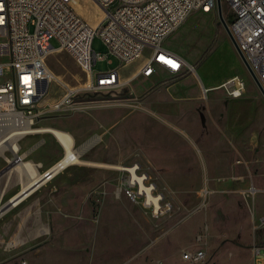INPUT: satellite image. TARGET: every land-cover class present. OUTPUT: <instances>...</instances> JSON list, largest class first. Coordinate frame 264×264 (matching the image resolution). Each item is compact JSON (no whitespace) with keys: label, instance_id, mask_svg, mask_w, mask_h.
I'll return each instance as SVG.
<instances>
[{"label":"rangeland","instance_id":"rangeland-1","mask_svg":"<svg viewBox=\"0 0 264 264\" xmlns=\"http://www.w3.org/2000/svg\"><path fill=\"white\" fill-rule=\"evenodd\" d=\"M76 1V12L94 26L102 11L92 0ZM220 7L229 25L232 16L224 0ZM96 9L97 21L89 16ZM51 43L57 45L55 39ZM164 46L187 65L178 73L162 70L150 80L130 79L143 58L123 64L96 35L92 48L102 58L93 68H117L126 77L124 84L69 110L49 111L62 91L51 81L35 128L71 134L83 153L81 163L31 195L38 194L40 204L34 216L20 222L21 237L12 232L5 238L0 264H193L182 254L197 249L206 253L198 264H229L232 248L253 245L261 247L257 257L264 260V227L258 226L264 216V97L220 21L217 6L192 12ZM46 64L71 88L86 81V72L64 49L48 55ZM233 76L244 83L240 96H231L225 86L208 90ZM19 144L24 151L33 146L28 161L39 162L40 172L63 152L50 133L27 134ZM136 162L171 204L159 218L116 194L118 175L109 166ZM0 166H7L3 154ZM18 177L11 173L9 178L20 185ZM252 187L255 191L247 193ZM204 188L211 192L205 202ZM199 235L202 242L197 241ZM10 241L17 243L7 251Z\"/></svg>","mask_w":264,"mask_h":264},{"label":"built area","instance_id":"built-area-1","mask_svg":"<svg viewBox=\"0 0 264 264\" xmlns=\"http://www.w3.org/2000/svg\"><path fill=\"white\" fill-rule=\"evenodd\" d=\"M75 0H0V141L11 142L35 133V124L42 115L40 102L53 81L62 91L50 104L49 111H65L94 96L118 91L124 80L117 68L99 71L93 65L102 55L92 48L97 35L109 52L121 63L130 64L143 58L130 79L150 80L161 71L178 73L187 61L177 52L164 46V41L176 31L192 12H209L217 6L216 0H92L102 11L95 26H91L74 7ZM231 13L229 30L238 49L255 73L264 91V0H224ZM55 39L56 46L51 41ZM56 49L66 50L86 72L81 86H71L58 80L50 72L46 59ZM147 53L144 55V53ZM110 63L111 60L109 59ZM228 93L238 97L244 83L233 76L223 82ZM204 92L208 90L203 88ZM3 135V136H2ZM62 155L44 171L33 187L47 183L80 162L82 152L74 146L68 153L63 143ZM18 142V141H17ZM7 164L23 163V157L15 143L9 144ZM34 166L41 167L39 162ZM117 172L116 194L140 206L153 218H159L171 210V204L158 190L151 176L139 163L109 166ZM256 188L252 187L253 193ZM25 189H22L24 191ZM211 192L203 189V202ZM246 192L242 195L246 199ZM14 196L9 206H15ZM11 204V205H10ZM0 209H2L0 207ZM264 227V216L258 221ZM202 236L197 237L201 241ZM259 253V248L256 249ZM201 249L187 250L184 260L198 264L204 259ZM264 256V253H263Z\"/></svg>","mask_w":264,"mask_h":264},{"label":"crops","instance_id":"crops-1","mask_svg":"<svg viewBox=\"0 0 264 264\" xmlns=\"http://www.w3.org/2000/svg\"><path fill=\"white\" fill-rule=\"evenodd\" d=\"M95 15H97V16H95ZM98 15H99V10L96 9V13L94 15H89V16L94 17V20L97 21L99 19V16ZM95 24H96V22L93 25L95 26ZM169 49H171V48H169ZM171 50H173V49H171ZM53 52H51V53H53ZM122 77H123V79L126 78L125 76H122ZM222 86H223V84L220 85V86L214 87V88H208V90H215V89H218V88H220ZM49 128H52V127H49ZM50 134L52 136H54L52 133H50ZM55 139H56V137H55ZM20 147L22 149L20 151L21 155L23 157H25L24 160L28 161L29 152H31L33 150V146L30 147L26 151L23 150V148H22L21 145H20ZM29 162H31V161H29ZM53 163H51V164H53ZM14 166H16V165H12V167H14ZM72 166H74V165H72ZM70 167L71 166H69L68 168H70ZM2 168H3V166H0V207L4 203L9 202L17 194H20L22 189H25V192H24L25 194L22 193V194L18 195L17 197H15V199L17 198L16 199L17 203H16L15 206H9V204H8L7 206H5L2 209H0V254H1V249H2V246H3V242H4V240H5V238L7 236H9L12 232H16L17 233V237H21L22 236L21 233L24 230V228L20 224V222H26L29 217L34 216L35 215L34 207H35V205H39L40 204V199H39L40 197H39V195L36 194V196H34V198L31 197V195L39 187H41L42 185L46 184V183H41L38 187H33L32 188L31 186H33L34 183L32 185H30V186H24L23 177H21L20 179L18 177L17 180H18V182H19L20 185H17L15 183V181H11L10 178H9L10 177V174H11L10 173L11 168H9L5 172H3ZM29 170H30V171H28L29 174L30 173L31 174H34V172H35V174L38 173V176L40 178V174H39L40 170H39V168L37 170V168L34 166L33 169H29ZM4 173H7V175H6V177L4 179H1V176ZM241 197H242V200H243V196H241ZM244 205L246 206L245 203H244ZM247 207H249L248 204H247ZM202 239H203V237H202ZM201 242H202V240H201ZM12 243H17V241H10V242H8L7 243V251L9 249H14V248H10V244H12ZM18 246L19 245H17L16 247H18ZM257 248H259V253H257V251H256ZM260 248L261 247L260 246H257V245L256 246L253 245L250 249H246V248H242V247L232 248V250H233V258H228V263L229 264H264V260H260L257 257V255L260 254V252H261V249ZM203 252L206 255L205 251H203ZM205 255H204V258H205ZM244 258H247L248 261L245 262ZM203 261H204V259L200 263H202Z\"/></svg>","mask_w":264,"mask_h":264},{"label":"bare ground","instance_id":"bare-ground-1","mask_svg":"<svg viewBox=\"0 0 264 264\" xmlns=\"http://www.w3.org/2000/svg\"><path fill=\"white\" fill-rule=\"evenodd\" d=\"M74 7L76 8V5H77V1L75 0L74 2ZM52 73V72H51ZM55 77V76H54ZM56 78V77H55ZM122 80H124L122 77H121ZM241 95V94H240ZM52 133L56 138H58L64 145L66 151L68 153H70V147L72 146V144L74 143V139L72 137V135L66 133L65 131L61 130V129H57V128H49V127H46L42 130H36L35 133ZM3 136V135H2ZM1 137V136H0ZM19 136H13L11 138V142H1L0 141V154H2L6 147L9 146V144H13L15 143L16 146L18 147V150L21 151V147H20V144H19ZM98 140V139H97ZM95 140V142L97 141ZM18 141V142H17ZM94 144V141L93 142H90L88 143L86 146H83L84 147V150H86L88 147L92 146ZM80 152L81 149H80ZM30 153V152H29ZM27 155V154H26ZM25 155V156H26ZM29 157V156H28ZM80 163V162H79ZM84 164V163H83ZM86 164V163H85ZM16 166L14 167H10L11 170H10V173H17V175H21L23 177V183H24V186H30L32 185L34 182H37L39 180V176H38V173L35 174H29L28 171H30L29 169H33L34 167V164L33 162H29V161H26L23 159V163H19V164H15ZM92 166V165H91ZM246 192V191H245ZM17 199V198H16ZM16 199H14V203L13 204H16L17 201Z\"/></svg>","mask_w":264,"mask_h":264},{"label":"water","instance_id":"water-1","mask_svg":"<svg viewBox=\"0 0 264 264\" xmlns=\"http://www.w3.org/2000/svg\"><path fill=\"white\" fill-rule=\"evenodd\" d=\"M216 2H217V12H218V17H219L220 21L222 22V24H223V26H224V28H225V30H226V32H227V34H228V36H229L231 42L233 43V45H234V47H235V49H236V51H237V53H238L240 59L242 60V62H243V64L245 65L246 69L248 70V72L250 73V75L252 76V78L254 79V81H255V83L257 84V86H258V88H259V90H260L262 96L264 97V91H263V89L261 88V86H260V84H259V82H258V80H257V77H256L255 73L253 72L252 68L250 67V65H249L248 62L246 61V59H245V57L243 56V54L241 53V51L238 49L237 44H236V42L234 41V39H233V37H232V35H231V32H230V30H229V27H228V25L226 24V22L224 21V19H223V17H222L221 7H220V0H216ZM11 166H12L11 163L7 164V166L3 169V172L7 171ZM24 192H25V190L22 191L20 194H22V193H24ZM24 194H25V193H24ZM9 203H10V201L4 203V204L1 206V208L7 206Z\"/></svg>","mask_w":264,"mask_h":264}]
</instances>
